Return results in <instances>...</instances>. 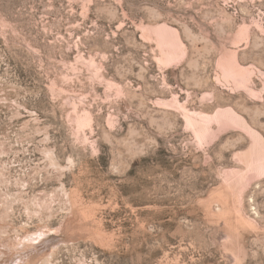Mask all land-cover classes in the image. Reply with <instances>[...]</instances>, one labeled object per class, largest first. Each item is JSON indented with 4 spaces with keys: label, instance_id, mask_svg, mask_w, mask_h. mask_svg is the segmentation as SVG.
Segmentation results:
<instances>
[{
    "label": "rangeland",
    "instance_id": "374dc122",
    "mask_svg": "<svg viewBox=\"0 0 264 264\" xmlns=\"http://www.w3.org/2000/svg\"><path fill=\"white\" fill-rule=\"evenodd\" d=\"M228 109L264 141V0H0V264H264Z\"/></svg>",
    "mask_w": 264,
    "mask_h": 264
},
{
    "label": "bare ground",
    "instance_id": "6f19581e",
    "mask_svg": "<svg viewBox=\"0 0 264 264\" xmlns=\"http://www.w3.org/2000/svg\"><path fill=\"white\" fill-rule=\"evenodd\" d=\"M155 29H157L158 31L163 33L164 37L167 38L170 41V44H172V47L176 48L177 45H176L175 39L173 38L174 37L173 33H169L166 30H162V28L158 27V26H156ZM176 49H174V50H176ZM235 75L236 74L234 73L233 76H235ZM241 76L243 77V75H241ZM242 77H241V79L244 78V77L243 78ZM235 78H236V76H235ZM233 79H234V77H233ZM241 79L239 80L240 81L239 84L241 83L242 86H243L244 82H242ZM244 85L246 86V84H244ZM242 89H244V86H243ZM246 91H248V90H246ZM253 94H251V95H253ZM185 119L188 121V123H190V124L195 126V127L194 126H192V127H194V133L197 136H203L206 133V131H207L208 125L210 123H212V122H215V123L219 124V126L221 124H231V125H234L235 127L239 128V129H241L242 131L247 133V135H249V137L251 139V145H250L249 149L245 153L238 154V158L241 160L242 163H244V165H246V170H247V171H244V172L238 171L237 172L238 175L244 177L245 175L248 174V172L252 168H263L264 169V141H263V138H261V136L258 134V132H256L253 128H251L247 124V122L244 120V118H242L241 116H239L236 113H234L231 109H228V110H217L216 113L213 114V115H203V114H200V113H191V114L188 113L187 114V112H186ZM254 165H255V167H253ZM44 202H45V200H41L40 203L44 204ZM32 205L34 206L35 204L32 203ZM43 235H44V231L40 232L38 235H36L34 237L25 238L24 240H21L20 242L28 244L31 241L34 242L38 238L41 239L43 237Z\"/></svg>",
    "mask_w": 264,
    "mask_h": 264
}]
</instances>
